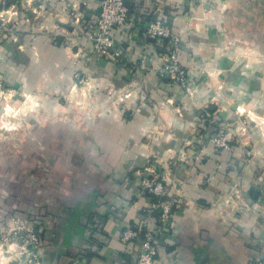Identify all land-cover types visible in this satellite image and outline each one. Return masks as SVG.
<instances>
[{"label":"crops","instance_id":"crops-1","mask_svg":"<svg viewBox=\"0 0 264 264\" xmlns=\"http://www.w3.org/2000/svg\"><path fill=\"white\" fill-rule=\"evenodd\" d=\"M125 2L130 27L140 9L170 23L190 93L132 28L116 33L122 51L97 58L82 37L97 0H0L11 14L0 26V79L20 107L16 159L29 155L38 169L31 197L13 201L34 221L41 264H135L139 242L118 237L148 215L153 198L137 171L149 164L174 198L154 264L264 260V0ZM71 11L83 14L77 27ZM74 73L91 87L70 92ZM204 108L230 127L243 112L247 131L214 150ZM237 189L248 208L228 197Z\"/></svg>","mask_w":264,"mask_h":264},{"label":"built area","instance_id":"built-area-1","mask_svg":"<svg viewBox=\"0 0 264 264\" xmlns=\"http://www.w3.org/2000/svg\"><path fill=\"white\" fill-rule=\"evenodd\" d=\"M157 1V0H156ZM157 7H161L160 3H156ZM97 15L92 23L83 32L82 37L91 43L92 52L97 58L104 59L110 55V49L122 51V47L116 42V33L122 29L130 30L133 37H142L145 43L154 46L155 51L161 58V64L156 68L167 75L177 84L181 85L186 92L190 93L189 76L185 67L181 63L180 52L178 48L179 36L171 30L170 23L163 18L155 17L146 19L149 11L138 10L139 16L135 23L130 27L133 21V11L126 4L125 0H97ZM8 10L0 9V26H5L9 22L11 14ZM12 13H14L12 11ZM83 14L79 11H71L68 20L72 21L76 27L81 24ZM129 26V27H128ZM128 27V28H127ZM146 54L140 58L143 66ZM74 82L70 92L77 91L80 86L91 87V81L74 73ZM4 93V84L0 79V95ZM200 127L203 131L209 133V143L214 150L230 147V142L234 136L243 134L247 131L246 117L243 112L238 113L235 122L230 127L222 121H218L213 126L214 132H210L207 119L212 117V114L206 109L199 112ZM202 151L205 149L201 148ZM200 150H199V153ZM156 163H160L156 160ZM137 171L140 176L139 187L145 194L152 195V202L148 215L140 219L135 227H128L120 232L119 240L124 244H129L133 239L139 242V249L134 256L135 264H154L155 257L159 251V236L167 232L172 225V205L173 197H167L166 181L167 176L156 170L152 164L146 165ZM228 197L238 198L236 203L239 208H248V203L243 199L242 193L237 189ZM230 199H226L225 203H229ZM28 236L25 245L28 261L31 264H41L39 247L40 237L35 232L33 223L26 225L23 228ZM22 229V230H23ZM254 264H264V260H256Z\"/></svg>","mask_w":264,"mask_h":264},{"label":"rangeland","instance_id":"rangeland-1","mask_svg":"<svg viewBox=\"0 0 264 264\" xmlns=\"http://www.w3.org/2000/svg\"><path fill=\"white\" fill-rule=\"evenodd\" d=\"M13 98V92L4 87L0 95V197L6 200H0V264H31L25 247L29 235L23 228L34 221L16 209L13 197L20 192L23 197H31V177L37 175L38 169L25 159L29 155L24 154L21 161L16 159L21 154L15 149L21 144L17 142L16 122L12 118L20 107H14ZM35 232L38 234L36 229Z\"/></svg>","mask_w":264,"mask_h":264},{"label":"trees","instance_id":"trees-1","mask_svg":"<svg viewBox=\"0 0 264 264\" xmlns=\"http://www.w3.org/2000/svg\"><path fill=\"white\" fill-rule=\"evenodd\" d=\"M207 110L212 114V109L209 108ZM206 121H207V123H205V124L208 126L209 131L210 132H214L215 131V129H214L215 127L213 125L216 124L218 122V120H215L214 117L212 116V117H209Z\"/></svg>","mask_w":264,"mask_h":264}]
</instances>
